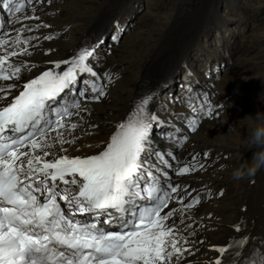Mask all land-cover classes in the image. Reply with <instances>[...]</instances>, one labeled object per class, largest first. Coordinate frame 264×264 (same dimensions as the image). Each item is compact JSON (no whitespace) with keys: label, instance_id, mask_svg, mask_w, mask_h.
<instances>
[{"label":"snow or ice","instance_id":"6c2138e0","mask_svg":"<svg viewBox=\"0 0 264 264\" xmlns=\"http://www.w3.org/2000/svg\"><path fill=\"white\" fill-rule=\"evenodd\" d=\"M37 2L42 5L45 0H2L11 19L8 29L0 22V81L9 82L0 83V264H171L173 257L193 255L183 246L188 239L181 233L196 235L194 229L188 231L192 224L184 221L191 219L185 214L201 203V196L174 177L204 169L199 159L208 157V151L181 161L172 150L157 149L154 128L167 124L172 130L161 135L178 149L189 137L177 135L181 129L150 108L151 102H158L159 92L148 89L133 101L108 140L100 142L101 150L68 155L64 146L79 138L72 133L82 126V113L89 112L85 103L105 98L119 73L94 70L103 59V38L43 65L14 62L11 58L31 56L29 47H37L30 41L38 37H25V31L51 27L42 21L33 27L14 26L40 21L35 15ZM114 27L111 40L118 44L124 28L118 21ZM59 35L50 33L43 39ZM53 51L44 50L45 55ZM37 67L43 71L21 87L22 71L31 73ZM17 88L18 94L7 100ZM213 109L204 95L199 113L192 107L190 131L195 132L200 117L211 116ZM211 195L209 190L207 198ZM218 195L222 197L223 190ZM233 227L239 234L246 225L241 219ZM256 239L234 236L223 245H212L210 250L217 255L207 264H264L260 248L242 251ZM260 243L264 245V240Z\"/></svg>","mask_w":264,"mask_h":264},{"label":"bare ground","instance_id":"6f19581e","mask_svg":"<svg viewBox=\"0 0 264 264\" xmlns=\"http://www.w3.org/2000/svg\"><path fill=\"white\" fill-rule=\"evenodd\" d=\"M145 3L147 10L141 16L135 14L134 6ZM34 6L40 21H22L14 26L19 28L27 24L33 27L42 21L51 27L24 32L25 37H38L30 41V45L37 47H29L33 52L31 56L11 58L17 63L30 61L43 65L45 61L68 57L86 42H95L100 38L105 42L104 35L116 21L123 28L130 26L133 29L129 39L125 38L120 43L127 46L125 50L114 44L113 48L117 51L111 50L105 55L109 49L106 42L100 49L103 59L94 70L111 69L119 73V78L108 86L107 95L100 102L85 103L89 112L82 113V126L72 133L79 137L76 143L64 146L69 148L67 154L76 156L74 154L83 153L80 156H84L101 150L100 142L108 140L115 124L127 116L133 101L145 90H158V102H151L150 108L156 110L162 119L170 118L182 132L186 131V120L194 115L192 107L199 113L200 103L207 95L214 105L213 118L200 117L202 122L198 131L188 134L189 139L182 149L171 148L169 141L161 135L172 130L168 125L153 130L157 149L161 152L172 150L181 161L190 160L194 153H209L208 157L199 159L200 163H204V169L175 177L176 182L195 189L193 195L199 193L201 203L185 214L191 219H185L184 223H191L196 235L181 233L188 239V244L183 246L194 254L185 253L179 260L173 257L171 264H207L217 255L210 250L211 246L223 245L234 236L257 238L254 243L249 241L242 250L244 253H250L253 248L264 252V245L260 243L264 240V169L239 181L231 177L232 170L244 160H250L254 151L246 150L248 130L246 122L240 119L264 109V85L259 87V83L264 82V0H241V3L232 0H52L51 4L45 0L44 4L37 2ZM28 14L32 15L31 10ZM135 16L136 21L149 22L148 31L143 33L139 30L138 22L132 20ZM213 28H218L220 32L217 42L210 37ZM243 30L244 35L241 34ZM55 32L60 35L53 40L43 39ZM232 32H235L234 36ZM49 48L54 51L45 55L44 50ZM114 61H128V68L136 70V73H131L128 68L125 72L119 71ZM182 68H185L189 80L188 88H193L189 95V89L177 94L180 80L176 79L179 83L168 82L176 75L172 71ZM221 68L226 71L222 76ZM41 71L43 67H37L31 73L22 71L21 87L23 82ZM249 88H252L253 94H245V89ZM19 90H12L7 100ZM165 99L171 103L166 106L169 111L162 108ZM170 113L180 115L170 116ZM78 119L73 117V121ZM79 147H82L79 152L70 151ZM221 166L226 167L221 170ZM209 190L211 198H207ZM221 190L224 192L222 197L218 195ZM241 219L246 227H242L241 233L237 234L233 225Z\"/></svg>","mask_w":264,"mask_h":264},{"label":"rangeland","instance_id":"374dc122","mask_svg":"<svg viewBox=\"0 0 264 264\" xmlns=\"http://www.w3.org/2000/svg\"><path fill=\"white\" fill-rule=\"evenodd\" d=\"M233 2H237V3H241V0H232ZM134 10L136 11L135 12V14H137L138 16H141L146 10H147V3H145V4H143V5H141V6H139V7H137V5L136 6H134ZM221 14V16L223 15V12H221L220 13ZM225 15H223V17H224ZM152 17H154V15L152 16ZM142 19H143V17H142ZM228 19H232V17H229ZM132 20H134V21H136L137 20V16H135V17H133V19ZM136 22H138V24H139V30H141V31H143V33H145V31H148V28H147V25H148V23L149 22H147V21H144V22H141V20H139V21H136ZM150 23H151V21H150ZM130 24V23H129ZM150 27H152V25L150 26ZM149 27V28H150ZM147 28V29H146ZM231 28V27H230ZM115 27L114 26H112L111 27V29L107 32V34H105L104 36H105V42L107 43V47H109L110 48V50H112V51H117V49H114L113 48V46H114V44H116V47L118 48H122V50H125L126 48H127V46H125V45H122V44H120V43H122L124 40H125V38H126V40L127 39H129L128 38V36L131 34V32H133V29H132V27H130V26H128L127 28H124V31L122 32V34H121V38H120V40H119V43L117 44V43H115V42H113L112 40H111V36L113 35V34H115ZM24 34V33H23ZM241 34L242 35H244L245 34V30H243V32H241ZM232 35L234 36L235 35V32H232ZM236 36H237V34H236ZM210 37H211V39L213 38V39H216V41L215 42H217V39H219L220 40V32L218 31V28H213L212 29V31H211V33H210ZM121 45V46H120ZM139 53V52H138ZM140 57V56H139ZM190 61L192 62V63H194L193 62V59H190ZM140 62H141V60H140ZM114 65L115 66H117V69L119 70V71H123V72H125V70L128 68V66H129V62L128 61H122V62H115L114 61ZM128 69H132V68H128ZM185 68H182V69H178L177 71H172V72H176V75L175 76H173V78H171L168 82H174V81H177L178 83H179V81L178 80H180V84H179V87H178V91H177V94L178 93H180V92H184V91H186L187 89H189L188 88V85H187V82L189 81V80H187V75H182V73L185 71L184 70ZM214 69H216V68H214ZM221 70L223 71V72H221L220 73V75L222 76V75H224L225 73H226V71H225V69L224 68H221ZM133 71L134 70H131V73H133ZM134 73H136V70L134 71ZM180 73V75L178 76V74ZM170 74V73H169ZM135 75V74H134ZM182 75V76H181ZM181 76V77H180ZM122 77V76H121ZM176 79H178V80H176ZM264 85V82H260L259 83V87H261V86H263ZM192 90H193V88H191V90H189V92L187 93L188 95L190 94V93H192ZM244 92H246L245 94H253V92H252V88H249V89H245V91ZM170 96H171V93L169 94ZM169 95H166V97H168ZM169 96V97H170ZM162 100V99H161ZM169 99H165L164 101L166 102V103H164V105L165 106H169V105H171V103L168 101ZM165 119H168V118H165ZM211 119V118H210ZM167 125V124H166ZM169 144H171L170 142H169ZM72 148H75V147H72ZM81 148L82 147H79V148H76V149H72V150H70V151H72V152H79L80 150H81ZM171 148H177L175 145H173V144H171ZM69 149V148H68ZM78 149V150H77ZM56 150H58L59 151V149L57 148ZM97 151H99V150H97ZM96 151V152H97ZM83 154V153H82ZM82 154H74V155H82ZM176 156H177V153L175 154ZM178 157H179V155H178ZM196 207H198V206H196ZM181 227H183V226H181ZM190 231H192V229H190Z\"/></svg>","mask_w":264,"mask_h":264},{"label":"clouds","instance_id":"9594fccd","mask_svg":"<svg viewBox=\"0 0 264 264\" xmlns=\"http://www.w3.org/2000/svg\"><path fill=\"white\" fill-rule=\"evenodd\" d=\"M240 120L246 122L245 126L248 130L245 138L246 150L253 149L254 151L250 160H244L232 170L231 177L235 181L252 177L259 170L264 169V109L258 110L255 114H249ZM229 131H231V127ZM225 167L221 166V170H224Z\"/></svg>","mask_w":264,"mask_h":264}]
</instances>
